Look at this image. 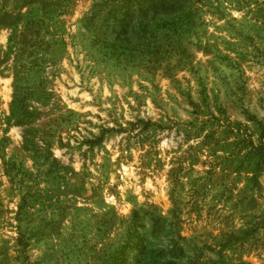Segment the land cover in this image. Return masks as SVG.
<instances>
[{
    "label": "rangeland",
    "instance_id": "rangeland-1",
    "mask_svg": "<svg viewBox=\"0 0 264 264\" xmlns=\"http://www.w3.org/2000/svg\"><path fill=\"white\" fill-rule=\"evenodd\" d=\"M152 214L264 264V0H0V264H130Z\"/></svg>",
    "mask_w": 264,
    "mask_h": 264
},
{
    "label": "trees",
    "instance_id": "trees-1",
    "mask_svg": "<svg viewBox=\"0 0 264 264\" xmlns=\"http://www.w3.org/2000/svg\"><path fill=\"white\" fill-rule=\"evenodd\" d=\"M117 8L111 9L109 14L111 15L116 12ZM150 224L152 228L149 233H145L144 235L137 234V229L130 232L131 234L126 248L130 246L128 243L131 241V236L137 235L135 239L140 240L136 244L139 258L130 264H215L212 258L205 260L204 253L199 250L194 252V256L188 255L185 249V238L181 235L177 226L169 223L165 216L159 214L153 216L152 214ZM253 227H256V224ZM151 236H156V238L163 236L169 240L162 245L153 244L150 240ZM220 256L223 257V254L220 253Z\"/></svg>",
    "mask_w": 264,
    "mask_h": 264
}]
</instances>
